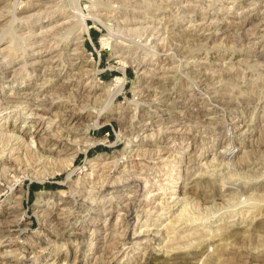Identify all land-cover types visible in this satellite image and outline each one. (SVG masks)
<instances>
[{
	"label": "rangeland",
	"instance_id": "374dc122",
	"mask_svg": "<svg viewBox=\"0 0 264 264\" xmlns=\"http://www.w3.org/2000/svg\"><path fill=\"white\" fill-rule=\"evenodd\" d=\"M74 49L83 67L69 57ZM79 111L80 119L67 121ZM36 113L50 131L32 141L62 129L63 139L66 129L81 133L70 136L76 146L57 163L0 175V220L22 219L20 235L2 238L0 229V256L9 264H95L103 245L94 250L92 221L103 223L104 209L117 203L96 197V164L115 159L141 162L119 166L111 183L136 206L139 232L160 231L147 242L156 255L149 264H163L161 248L176 242L202 248L182 253L185 263L264 264V0H0V128L33 133ZM9 135L0 138L5 153L17 142ZM150 148L169 154L162 162L137 155ZM136 173L148 182L128 178ZM12 186L23 202L8 218ZM79 191L90 194L83 209L63 204ZM69 207L70 216L82 213L69 229L79 236L58 234L57 208ZM112 209L114 224L123 213ZM219 228L228 238L211 242ZM42 250L45 260H34Z\"/></svg>",
	"mask_w": 264,
	"mask_h": 264
},
{
	"label": "bare ground",
	"instance_id": "6f19581e",
	"mask_svg": "<svg viewBox=\"0 0 264 264\" xmlns=\"http://www.w3.org/2000/svg\"><path fill=\"white\" fill-rule=\"evenodd\" d=\"M78 17L81 18V21L82 22L83 21L85 22V20H86L85 19L86 18L85 15L79 13L78 14ZM83 25H84V23H83ZM83 28L85 29V26ZM79 36L80 37H83L82 36V33H80ZM77 49H74L73 50V54H70V56H69L70 58L72 57L71 55L80 54L77 51ZM80 55L79 56L77 55V56H78V58L80 60V63H79V64H81L80 66L83 67V65L86 62V59H82L80 57ZM124 85L125 84H124V81H123L120 84H118L116 87H114V88H116V90H115L114 93H112V99H114V97L122 89H124L123 88ZM61 88L63 89V86ZM68 88H70L69 87V84L68 85H65L64 89H68ZM97 90H98L97 88H92L88 92H94V93H96ZM212 100H214V99H212ZM40 106H43V105H40ZM175 107H177V104H176ZM37 114L38 113H36L37 119H35L34 117H31L32 120L30 121L33 124V128H35V131L33 133L30 132L29 129H26V130H24V129H22V130H16L15 129L14 130L13 129L10 132L9 131H6L5 129H7L6 128L7 125H8L7 123L5 125H2L1 126V127H3V126L4 127H3V129L0 128V138H2V136L8 135V133H10L11 135H9V138L12 139L11 141H17V142H14L16 147L15 146H12L9 149L10 150L9 153H5L4 149H1L0 148V154H1L0 155V175L1 176H4L6 173H8L7 171H9V169L11 167H16V170L17 171H19L21 169L23 170L24 168H25L24 171H27V170L29 171L30 168L33 169L36 166L40 165L41 162L43 163L46 160L49 163H50V160H51V162L52 161H54V162L56 161V163H57L58 160L60 159L59 157L61 156L60 155L61 153H68V152H71V151L74 150L76 144H75V141L74 142L73 141L71 142L70 136H72L73 133L78 135L79 132H80V130L78 128H77L76 131L71 130V129L64 130V131L68 132V135L66 137L68 139H63L64 135L61 134V133H63V129H62L61 132L55 133L54 135H50V137L49 136H47L46 138L41 137L40 138V141H35V140L32 141V138H34V136H38L40 134V132H44V133H47L48 134L49 131H50V128H47L44 125V120H43V117H44L43 115L44 114H40L39 116H37ZM83 114L84 113H82L81 111H79L77 113H74V114H70V115L68 114L67 116L69 118H67V121L68 122H73L75 120H78V119H80L83 116ZM62 115L64 117V114L63 113H62ZM100 115H98V116H100ZM96 124L97 123L95 122V125ZM174 125L177 126L176 124H174ZM174 125L170 127L171 130H172V132H176V133L178 132V133H180L182 131V129L180 127L179 128L178 127H175ZM58 127H60V126H58ZM61 128H62V126H61ZM170 128L167 127V129H170ZM24 132L25 133L26 132H30L31 133V136H30L31 137V141L28 142V144H27V142H24L23 141V136H24L23 133ZM28 135H29V133H28ZM65 136H66V134H65ZM25 146H26V148H25ZM22 147H24L26 151H24ZM150 149H147L145 151L138 150L137 155H139V156H142V155H146L147 156L148 155L149 157L150 156H153L154 158L161 159V162H162V160L164 159L162 153H166L167 152L169 154V152H168L169 150L166 151V149H162L160 151H158V150L157 151H154L153 149H151V150ZM75 152L76 151H74V153ZM75 158L76 157H73L71 159L70 165H73V161L76 160ZM131 160L132 159H129L126 162H124L123 160L122 161L121 160L119 161V159H115L111 164L108 163V162L107 163L106 162H103V163L100 162V163L96 164L97 167H100L98 169L99 170V173L97 175V179H96L97 181H93L95 183V184H93L94 185L93 186L94 187L93 189L96 190L94 192L95 195H96V197L97 198L98 197L101 198V201H103V204L107 201L105 199H107L106 197H108V196H110L111 199L115 198L116 201H117V203L111 204L110 207H109L110 209L109 208H105L104 209V213H102V214L100 213L101 216H103V217L105 216L103 223H100L99 220H97V219H96L97 221L96 220L94 222L92 221V224H91L92 227H93L92 233L95 234V242H96V244H94V245H96L94 250H96V251L98 250L99 244H102L103 245V246H101L99 248V250L102 252V254L99 257H96L95 258V261H96L95 264H119L118 259L120 257H122L123 259L124 258L127 259V261H125L126 264H131V262L134 263L135 261H136L135 263H137V264H149L156 257V255L153 253V250L148 247L147 242L148 241L152 242V240H154V241L158 240L157 239L158 237H155V235L159 234L160 231L157 230L156 231V234H155V233H152L151 232L152 230L146 228V230H143V231H140L139 232L137 230V228H136L137 224L135 222H132V220H131L132 213L134 212L133 208L136 207V206L133 203H131L130 202V199H127L125 197V195L124 196H121V197L120 196H117V193L115 195V192H118V190L120 188H122L121 185L117 181H115L116 179H114V181H112V183H111V180H113V176H114L113 173H114V171H115L116 174H120V175L123 172V170L119 171V166L123 167V169H126L128 165L130 166L128 168H132L134 166L135 167L136 166L137 167L140 166V163L141 162L138 163V162H136V160L135 161H131ZM127 162H128V164H126ZM128 168H127V170H128ZM62 169H64V168H60V169H57V170L59 172H61ZM138 174H140V173H136L134 175L129 174L128 175V178H130L131 180H133L134 183L138 182L139 180H143V179H144L143 181H146L145 183L148 182V179L147 178L140 179V177H139ZM36 177H38V176L36 175ZM114 178H116V177H114ZM90 185H92V184H90ZM81 191H79L78 195L76 197H73L71 200L68 199L69 201H67V200L63 201L64 202L63 204L68 205V206L70 205V207H72L75 210L83 209V207L86 204L85 203V200L86 199L83 200L84 199L83 196H85V195H88L89 196L90 194L86 193L85 195H83L84 193H82ZM11 192H13V194H12V198H10L9 204H11L10 205V209L13 210V211L12 212H7V213L5 212L6 213V216L8 218L9 217H12L13 216V213L15 211H18L20 209V207L22 206V202H23L22 201V197L23 196H22V192H21L20 189H15V187L12 186L11 187ZM85 198H86V196H85ZM125 202H126V204L124 205L123 203H125ZM179 202H180V200L177 202V204L179 205V208L181 207V210H180L181 211V214L180 215H183V211H184L183 209L185 207L183 205V202H180L181 204ZM100 203H102V202H100ZM70 207L68 208V210H66V208H65V210H64V208H57L60 211V214H58V216H55L54 215L55 216V220L54 221H55V225L58 227V234L59 235H64V236L67 235L69 237H71L72 235H75L74 233H70L69 232V229L72 228L77 223V221L80 218H82V216H81L82 213L80 214V212H78L76 214L74 213L75 214L74 216H70L69 213L72 212L70 210ZM116 207H119L123 214H118V216H116V222H114V224H113V218L115 217V215L113 214V209L112 208L115 209ZM162 207L167 208L168 212L170 211V208H171V207L168 208V207L163 206L161 204H158V206L156 208L160 209ZM65 212H66V214L69 215V217L68 216L66 217V218H68L67 221H64V218L65 217L61 220L62 213H64V216H66ZM180 215H179L178 219H176L177 222L178 221H182V219L180 218ZM14 217H15L13 219L14 221L11 222V223H8V222L6 223V220L5 221L4 220H0V229H1V235H2L1 237L2 238L6 237V236H9L11 234H18V235L21 234V232L23 230L21 228V226H22V221L21 220L22 219L20 220L17 216H14ZM135 218H137V219L139 218V215L137 213H136ZM72 222H74V224H72ZM83 222H86V220L85 221L83 220ZM175 223H176V221H175ZM52 228H54V227H52ZM219 229H220V233L218 232V236L215 235V237L212 239L211 242H216V241L219 242L221 240V238L223 239L224 237H227L228 238V236H225L227 234L223 235V233H226L228 231V229L226 230V232L222 231L223 230L222 228H219ZM131 233H133V234H131ZM153 234H155V235L153 236ZM75 236H79V235L76 234ZM181 247L182 246H179V242L178 243L176 242V243H173L169 247L166 246L164 248H161V250H163V251L166 252V253L164 252L163 255H162L163 256V259H164L162 261V263L163 264H189L187 262L185 263V261H186V260L184 261L185 258L182 257V256H180V255L182 253H184V252H187V251H191V250L193 251L195 248L193 246V248L192 247L191 248L189 247V249L187 250V249H184L183 248L184 246L182 248ZM133 249L140 251L138 253V255L132 256L133 254L132 255L130 254ZM201 249L202 248H200L199 246H197L196 247V250H194V252L197 253L199 251H202ZM18 250L20 251V253H22L23 255H25L26 250H28V247H26V245H23ZM203 250H204V248H203ZM44 252H46V251H43L42 250L41 252H38L39 254H37V255L35 254V256L33 257V259L35 260V259L40 258V260H41V258H43L44 255H45ZM134 254H135V252H134ZM150 256H152V257L149 258ZM8 257L9 256L6 257L5 255L0 256V264H9L10 262L13 261L12 259H9ZM120 264H122V263H120Z\"/></svg>",
	"mask_w": 264,
	"mask_h": 264
}]
</instances>
